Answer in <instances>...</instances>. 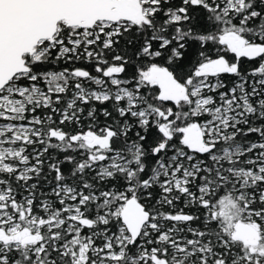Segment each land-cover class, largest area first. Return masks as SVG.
Returning <instances> with one entry per match:
<instances>
[{"label":"snow or ice","instance_id":"obj_1","mask_svg":"<svg viewBox=\"0 0 264 264\" xmlns=\"http://www.w3.org/2000/svg\"><path fill=\"white\" fill-rule=\"evenodd\" d=\"M0 264H264V0H0Z\"/></svg>","mask_w":264,"mask_h":264},{"label":"trees","instance_id":"obj_2","mask_svg":"<svg viewBox=\"0 0 264 264\" xmlns=\"http://www.w3.org/2000/svg\"><path fill=\"white\" fill-rule=\"evenodd\" d=\"M227 79V78H226ZM101 119H103V117H101Z\"/></svg>","mask_w":264,"mask_h":264}]
</instances>
